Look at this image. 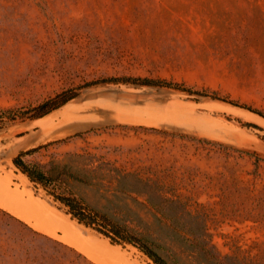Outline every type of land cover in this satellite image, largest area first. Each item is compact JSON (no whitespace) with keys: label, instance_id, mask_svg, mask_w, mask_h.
Masks as SVG:
<instances>
[{"label":"rangeland","instance_id":"1","mask_svg":"<svg viewBox=\"0 0 264 264\" xmlns=\"http://www.w3.org/2000/svg\"><path fill=\"white\" fill-rule=\"evenodd\" d=\"M127 77L264 112V0H0V111H21L0 118V166L13 186L28 187L83 240H107L15 167L16 155L40 147L26 159L86 176L71 186L166 257L214 264L188 246L193 238L167 230L147 200L162 191L180 195L176 222L203 227L221 264H264V122L210 96L101 82ZM66 90V103L33 117L31 107ZM112 246L117 261L92 259L62 232L0 206V264H154L131 245Z\"/></svg>","mask_w":264,"mask_h":264},{"label":"trees","instance_id":"2","mask_svg":"<svg viewBox=\"0 0 264 264\" xmlns=\"http://www.w3.org/2000/svg\"><path fill=\"white\" fill-rule=\"evenodd\" d=\"M101 82H124L141 85L173 87L182 91L193 92L199 95L210 96L212 98H222L215 94H209L204 91H195L184 87L182 88L170 82L158 81L148 78H111L104 79ZM71 93L72 91L70 90L62 91L55 96L40 102L36 106L31 107L29 111L34 112L33 117L44 116L50 111L66 103L72 97ZM252 110L264 116V112L256 109ZM14 112L21 111H14L10 109L3 110L0 111V118L11 116V114ZM23 113L24 111L22 114ZM242 124L245 126L255 127V125L250 123ZM144 129L149 131H157V129L152 127ZM202 142L210 143V141L205 139H203ZM39 148L40 147L19 153L12 159V162L15 167L28 178L30 182H32L35 186H40L43 188L47 195L51 196L54 201L63 206L66 210V213L69 214L72 219H75L79 224H82L85 227L93 229L95 232L105 237L112 245H131L135 247L154 264H180L175 257H166L163 255L160 252V246L149 237L136 231L128 224L120 222L91 206L86 201V199L80 195L70 184L71 181L77 183H86L88 182L86 176L72 171L66 165L61 166L54 163L42 165L36 162L28 161L26 156L36 152ZM128 174L134 176L138 181L146 180L136 172ZM140 190L141 189L137 188L138 192H140ZM167 194L168 192L162 191L156 192L153 195H149V197H147L149 203L154 208H156L163 218H165V227L167 230L173 237L177 239L181 238L182 241L185 242L188 241L186 236H190L193 238V240L188 243V246L193 248V250L205 260L214 264H221L222 258L213 253L211 243L203 238L206 236V230L202 229L203 227L194 230L186 223L176 222V219L178 218V215L175 212L176 204L182 201V199L180 195H172L173 197H169ZM183 209L185 215H187L186 207Z\"/></svg>","mask_w":264,"mask_h":264},{"label":"bare ground","instance_id":"3","mask_svg":"<svg viewBox=\"0 0 264 264\" xmlns=\"http://www.w3.org/2000/svg\"><path fill=\"white\" fill-rule=\"evenodd\" d=\"M48 134L49 132L47 131V133L46 132L43 133L35 141L34 140L32 141L35 143H39V141H42L43 139H45V137ZM29 144H31V142ZM1 166H0V206L3 207V209L8 210L12 214L19 217L20 219H23L26 222H28L30 225H32L36 229L44 231L47 234L50 233L53 235L57 231L62 232V238L64 241L77 247L79 250H81L88 256H91L92 259H93V256L97 255L95 260H98V261L100 260V258L97 259V257H100V256L102 257L101 259H103L105 256V258L107 259L109 257L112 258V261L116 260V259L113 260V258H117V257L115 256L111 257L112 252L111 254L109 252L110 249L112 250L114 249V246H112L110 242H108L105 239H104L105 242L101 240H92V241L83 240L79 236V232L71 228L70 225H67V222H65V220H63V218H61L47 203L38 201L35 198H33L31 196L32 193L29 192L31 190L27 191L28 187L26 189L19 188L18 184H15L13 186L12 175L4 170L3 167L5 166H2V167ZM112 255H117V254L113 253ZM112 261L110 262L112 263ZM102 262L104 261H101V264ZM115 262H113V264Z\"/></svg>","mask_w":264,"mask_h":264},{"label":"water","instance_id":"4","mask_svg":"<svg viewBox=\"0 0 264 264\" xmlns=\"http://www.w3.org/2000/svg\"><path fill=\"white\" fill-rule=\"evenodd\" d=\"M182 91V90H180ZM189 95H199V94H196V93H193V92H187V91H183ZM204 96V95H203ZM212 98V97H211ZM212 99H217L219 100L220 102L228 105L229 107L231 108H234V109H238L240 111H244L246 113H249L253 116H255L256 118H259L260 120H262L264 122V116L263 115H260L259 113L253 111L251 108L249 107H246V106H242V105H239L233 101H230V100H227V99H223V98H212Z\"/></svg>","mask_w":264,"mask_h":264}]
</instances>
